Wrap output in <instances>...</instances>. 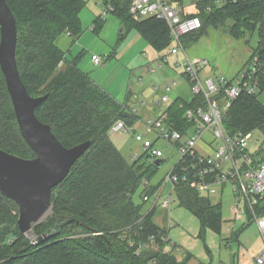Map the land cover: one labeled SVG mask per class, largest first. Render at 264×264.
Returning <instances> with one entry per match:
<instances>
[{
    "label": "trees",
    "instance_id": "obj_1",
    "mask_svg": "<svg viewBox=\"0 0 264 264\" xmlns=\"http://www.w3.org/2000/svg\"><path fill=\"white\" fill-rule=\"evenodd\" d=\"M181 6L186 0H170ZM17 22L16 59L21 78L30 93L47 95L35 109L38 118L51 126L66 147L92 140L90 147L72 165L66 178L52 191V212L34 225L36 235L64 224L57 235L34 245L22 233L17 221L18 204L0 192V264H189L191 253L179 260L166 249L171 243L167 229L153 220L154 209L143 211L134 196L143 183L152 191L158 166L144 151L127 159L110 137V128L123 119L133 127L138 118L127 111L128 104L113 96L80 68L84 55L80 51L67 59L58 43L64 33L76 41L83 33L81 11L86 0H7ZM132 0H104L110 12L120 19L125 34L136 29L155 50L169 51L172 34L169 24L154 16L138 17L131 13ZM209 7V9H207ZM185 16L200 15L201 28L183 37L185 48L195 44L210 28L232 25L229 32L239 37L257 32V46L251 61L261 63L260 90L241 94L225 117L230 133L260 131L264 133V0H196L193 9H183ZM98 16L94 28L100 29ZM124 34V35H125ZM123 36V35H122ZM1 39V31H0ZM161 55V58L167 55ZM182 74L189 80L186 72ZM202 102L199 95L190 100L178 96L167 107L166 122L182 132L190 123L185 118L189 107ZM0 148L24 158L35 152L23 138L5 75L0 67ZM178 170H180L178 168ZM178 203L192 211L205 228L221 233L222 202L202 196L191 184L179 183ZM49 209V210H50ZM250 221L251 218L249 217ZM155 236L149 249H139L140 242ZM238 236V232H233ZM165 237V239H163ZM134 241L135 246H130ZM173 245V244H172ZM202 264V263H198Z\"/></svg>",
    "mask_w": 264,
    "mask_h": 264
},
{
    "label": "rangeland",
    "instance_id": "obj_2",
    "mask_svg": "<svg viewBox=\"0 0 264 264\" xmlns=\"http://www.w3.org/2000/svg\"><path fill=\"white\" fill-rule=\"evenodd\" d=\"M87 5L81 11V22L83 26L82 35L74 42L72 39L68 41V37L61 36V44L67 51V58L73 59L80 51H84V55L79 63L80 68L90 73L91 77L102 87L107 89L113 96L120 101L123 99L125 92L132 89L135 92L134 98L137 96L139 101L126 102L130 107H136L144 121L147 119H155L160 113L166 109L168 103L161 102L158 107H152L149 103L144 109L140 106V101L150 99L156 96L152 103L166 94L169 102H172L178 96L190 100L194 96L190 82L182 74L184 67L176 66L174 61L177 58L182 59V55L176 57L166 55L167 62L161 59V66L154 61L162 53L147 43L137 49V38L140 33L136 29L129 30L126 35L122 36V24L111 12L102 19L100 29L94 28L95 18L99 12H103L106 8L104 0H86ZM193 3L196 0H190ZM221 3L222 0H219ZM102 15V14H101ZM231 21H227L222 26L210 28L207 33L199 37V40L191 47L187 48V54L190 58H205L208 64L204 66L200 72V78L205 83L208 77L218 80L222 77L233 78L242 69L251 62L254 49L257 46V32H245L239 37L230 34L229 28ZM67 45V49H66ZM97 53L103 57L100 64H95L92 60V54ZM176 81L173 84V81ZM170 85V90L166 91V85ZM155 90V92L153 91ZM264 95V93H263ZM260 99H262V96ZM135 130L140 132L146 131V125L138 122L134 127H128L125 131H117L110 134L111 140L116 147L127 158L131 159L136 154H142L144 148L141 142L135 139ZM251 144L255 145L258 138L262 139L263 135L260 131L253 132ZM151 139H155L154 133L147 135ZM156 145L164 150V156L159 159H165L166 162L159 166L154 181L158 182L167 175L173 165L180 158V152L176 147L168 141L158 139ZM157 158L151 157L154 162ZM142 188H140L134 196L136 203H142ZM174 203L169 209L158 207L154 209L153 220L156 224L168 230L171 242L174 245H168L166 249H172V253L177 259L182 260L190 252L189 263L198 264L204 262L206 264H230L232 254L236 250V254L240 260V264H255V258L259 255L264 243L260 235L259 229L255 222H248L246 215L242 218V224L245 226L239 231L238 239H232L228 231V221L233 217L232 207L236 204L234 193L230 185H225L223 191L217 187L216 193L211 194V199L216 201L221 198L222 201V217L225 224L221 233L211 228L202 226L197 216L178 203L176 191L173 190ZM149 203L143 205V211H150ZM50 209L41 219L44 220L47 214L51 213ZM227 224V225H226ZM242 225V226H243ZM240 228V227H239ZM227 236L230 237L227 240ZM176 245L178 249L176 250Z\"/></svg>",
    "mask_w": 264,
    "mask_h": 264
},
{
    "label": "built area",
    "instance_id": "obj_3",
    "mask_svg": "<svg viewBox=\"0 0 264 264\" xmlns=\"http://www.w3.org/2000/svg\"><path fill=\"white\" fill-rule=\"evenodd\" d=\"M191 5L190 0H186L184 6L170 0H132L130 6L131 13L138 17L154 16L169 24L172 43L168 53L176 57L182 55V59L177 58L174 63L184 67L183 72L189 76L194 95H199L202 100L198 106L186 109L185 118L190 123L186 132L166 122L167 107L171 103L166 94L156 101V104L167 102L168 105L155 119L144 121L136 107L126 108L138 118L136 124L142 122L146 125L145 132L134 131L135 139L142 143L144 151L151 157L164 156V150L156 145L158 139L173 144L181 155L170 172L153 185L152 191L148 188L151 187L150 182L146 180L143 183V200L146 204L149 203L150 209H169L174 203L173 190L176 191L179 183L191 184L200 195L207 197L216 193L217 187L222 190L229 184L236 203L232 207V219L240 220L244 215L250 217L256 223L264 243V133L263 138H258L256 144L252 145L254 131L230 133L224 123L228 110L241 94L252 95L259 92L261 63L254 59L233 78L222 77L216 81L208 77L203 83L199 74L208 64L207 59L190 58L183 44L185 35L203 25L200 15H184L183 9H192ZM110 10L111 6L106 7L102 16H106ZM161 59L167 62L166 55ZM92 60L95 64H100L103 57L93 54ZM175 83L174 80L173 84ZM169 90L170 85L167 84L166 91ZM148 104L147 100L141 101L144 108ZM128 127L123 119H118L111 126L110 132L125 131ZM151 132L156 136L155 139L147 136ZM138 156L135 153L132 158ZM154 241L155 236H151L148 241L140 242L138 248L149 249ZM135 244L134 241L129 243L130 246ZM230 264H239V261L232 258ZM255 264H264V245L255 258Z\"/></svg>",
    "mask_w": 264,
    "mask_h": 264
},
{
    "label": "water",
    "instance_id": "obj_4",
    "mask_svg": "<svg viewBox=\"0 0 264 264\" xmlns=\"http://www.w3.org/2000/svg\"><path fill=\"white\" fill-rule=\"evenodd\" d=\"M124 28L122 24V33H125ZM0 31V67L23 138L35 152V157L24 158L0 148V192L18 204L20 230L34 245H39L57 235L62 226L72 220L69 218L43 234L36 235L34 231V225L51 208L53 188L66 178L92 140L66 147L51 126L36 115L35 109L47 95H30L21 78L16 59L17 22L7 0H0ZM165 162L159 158L154 161L158 167Z\"/></svg>",
    "mask_w": 264,
    "mask_h": 264
},
{
    "label": "crops",
    "instance_id": "obj_5",
    "mask_svg": "<svg viewBox=\"0 0 264 264\" xmlns=\"http://www.w3.org/2000/svg\"><path fill=\"white\" fill-rule=\"evenodd\" d=\"M193 9V8H192ZM100 14L99 15H97L96 16V18L98 17V16H100L102 13L101 12H99ZM102 16V15H101ZM105 17V16H104ZM95 18V19H96ZM105 19H103V21H104ZM122 24V23H121ZM125 29V28H124ZM124 32H125V30H124ZM125 33H122V35H124ZM67 36L68 37V41L69 40H71L72 39V37L68 34V33H64L63 35H61V36ZM126 35V34H125ZM61 38V37H60ZM59 38V39H60ZM72 42H74L73 40H72ZM58 43H59V46L63 49V50H65L64 48H63V46H62V44H61V40L59 41L58 40ZM148 42L142 37H140V36H138V38H137V49L138 48H140V47H142L143 48V46L144 45H146ZM66 49H67V45H66ZM66 51V53H67V51L68 50H65ZM93 54H97V53H93ZM93 54H92V56H93ZM68 56V55H67ZM68 59V58H67ZM160 59H161V55H159V57H157L154 61H152L153 63L154 62H156L157 64H159L158 62L160 61ZM189 81V80H188ZM190 82V81H189ZM154 92H155V90H153ZM134 95H135V92H133L132 91V89H128V91L127 92H125V95H124V97H123V99L125 100L124 102H131V101H134V102H136V101H139V99L137 98V96L134 98ZM263 95V94H262ZM155 97L156 96H152L150 99H145V100H147L149 103H151L152 104V107H158L157 105L158 104H155V103H152V101L155 99ZM261 101L264 103V95L262 96V99H261ZM140 106H141V101H140ZM141 108L142 109H144V107H142L141 106ZM156 183V182H155ZM224 189V188H223ZM223 189H222V191H223ZM212 200V199H211ZM213 201V200H212ZM219 201H221V198L220 199H218V200H216V201H213V202H219ZM222 202V201H221ZM244 217V216H243ZM242 217V218H243ZM246 217H247V215H246ZM233 217H231V219H229V221H228V231L227 232H230L229 234L232 236V234H233V232H238V236H234L233 237V239H238V237H239V231H237V229L238 230H240L241 228H244L245 226L243 225H241V226H238V224H240L241 222H242V219H236V220H234V219H232ZM247 219H248V222H253V221H250L249 220V217H247ZM224 220V219H223ZM224 224H225V220H224V222H223V226H224ZM227 225V224H226ZM160 226V225H159ZM240 227V228H239ZM223 228V227H222ZM167 237L168 238H170V236H169V232L167 231ZM230 237H228L227 236V240L229 239ZM171 239V238H170ZM172 241V240H171ZM171 245H172V242L170 243ZM172 246H174V245H172ZM178 249V245H176V250ZM190 253V252H189ZM232 258H234V259H237V261H239V264H240V260H239V258H238V256H237V254H236V250L233 252V254H232ZM202 264H206V263H204V262H201ZM189 264H191V263H189Z\"/></svg>",
    "mask_w": 264,
    "mask_h": 264
}]
</instances>
